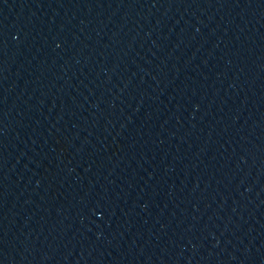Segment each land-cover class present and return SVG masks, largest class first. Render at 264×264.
Segmentation results:
<instances>
[{
    "label": "water",
    "instance_id": "water-1",
    "mask_svg": "<svg viewBox=\"0 0 264 264\" xmlns=\"http://www.w3.org/2000/svg\"><path fill=\"white\" fill-rule=\"evenodd\" d=\"M0 264H264V0H0Z\"/></svg>",
    "mask_w": 264,
    "mask_h": 264
}]
</instances>
